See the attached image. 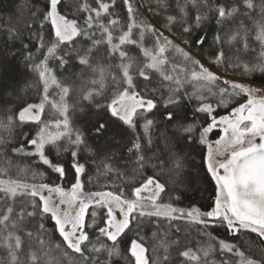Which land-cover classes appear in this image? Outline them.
Returning a JSON list of instances; mask_svg holds the SVG:
<instances>
[{"label":"snow or ice","instance_id":"snow-or-ice-1","mask_svg":"<svg viewBox=\"0 0 264 264\" xmlns=\"http://www.w3.org/2000/svg\"><path fill=\"white\" fill-rule=\"evenodd\" d=\"M64 7V0H47L40 13L39 29L45 22L52 28L47 41L41 31L25 42L17 29H6L9 40L20 41L9 54L35 74L17 98L35 88L38 102L20 99L5 108L0 159L5 165L10 156L33 159L60 181L71 173L72 183L66 190L0 179V249L6 253L0 264H64L69 253L77 258L73 264H264V249L253 258L225 240L215 247L182 244V229L173 224H195L210 240L209 229L224 227L234 238L254 233L264 243V84L220 74L264 73V0H182L171 10L168 0L143 8L142 0H81L79 16L71 19ZM146 12L155 22L143 18ZM210 20L217 26L211 42ZM250 38L259 42L255 62L241 59L254 51ZM173 52L184 68L170 60ZM186 81L210 86L208 94L187 92ZM238 96L246 101L230 107ZM46 106L59 118L44 120ZM85 108L94 115L84 127L74 126L70 109L87 116ZM26 125L38 130L32 135L23 131ZM193 154L215 186L207 210L177 206L184 195L180 177L195 165ZM90 170L115 177L106 185L115 190L85 193ZM0 175L7 176L6 167Z\"/></svg>","mask_w":264,"mask_h":264},{"label":"trees","instance_id":"trees-1","mask_svg":"<svg viewBox=\"0 0 264 264\" xmlns=\"http://www.w3.org/2000/svg\"><path fill=\"white\" fill-rule=\"evenodd\" d=\"M91 3V0H88ZM155 5L156 0H142V8L147 7L149 3ZM170 4V10L176 8L177 3L182 2V0H168ZM47 0H0V119H3L6 107H15L16 104L20 102V99L28 100L29 102H38V92L35 88H25L19 93V98H17L18 88H23L24 81H33L35 79L34 73H29L25 70L23 61L19 56L15 58L9 54V50L15 51L20 46V41L15 42L8 39L6 29L14 28L17 29L23 36L24 41L37 31H41L45 37V40L49 38L52 34L51 25L48 22L44 23L43 29H39V24L41 21L40 13L45 11ZM65 7L62 9L69 18L79 16L77 11L78 6L81 4V0H64ZM118 14L123 17L124 10L122 8L116 9ZM35 13V15H33ZM143 18H147L149 21L155 22L150 13H145ZM124 23L125 21H121ZM247 23V21H245ZM224 30L227 31L230 25L225 24ZM206 31L209 35V41L211 42V36L217 29L214 20H210L205 25ZM167 34V33H166ZM223 34V33H222ZM150 46V43L148 44ZM250 47L254 49L250 53H247L241 57L243 61L255 62L256 57L259 55L260 47L259 42H255L254 38H250ZM226 52H231L230 46H225ZM207 51V49L205 50ZM194 54L199 56L200 49H194ZM170 60L181 69L185 67L184 59L179 55V53H171ZM221 75L229 77L231 80L235 81H246L248 83H258L264 84V73L255 72L250 75H243L240 70L229 71L228 73L220 72ZM181 78H183V73H181ZM217 87H223L222 83H217ZM210 86L198 82L186 81L183 85V89L187 92H193L194 90H199L202 94H208V88ZM215 91V88H213ZM212 101L217 99V97H211ZM79 100V97H69L68 103L72 105ZM246 101L245 96L235 97L230 104V107L236 106L238 103H243ZM7 102V104L5 103ZM189 108L193 107V104L188 105ZM227 110H218L219 114H225ZM85 113H80L79 111L73 112L71 109L68 113L69 119L72 121L73 125L76 127H84L85 120L90 116L94 115V109L89 112L85 108ZM59 116L54 109H50L46 106L43 119L46 121L58 119ZM38 130L35 125H26L23 131L28 132L32 135ZM0 134L7 135L2 129H0ZM218 133L214 132L212 138L215 139ZM11 163L10 165H5L3 160L0 159V167L7 168V176L0 175V179H19L26 183H49L51 185L61 184L66 190L70 187L72 183L71 173L63 181L58 180L57 175L51 170L44 167H37L33 159L29 158H17L15 156L9 157ZM64 159H67L65 156ZM193 159L195 160V165H189L186 168V172L180 177L183 181L180 184L181 190L184 195L177 206L187 208L190 206H198L202 210H207L210 205L214 202L215 196V186L213 182L207 177V174L200 167L201 157L198 154H193ZM33 173H42V175H37L33 179ZM92 182L85 183L84 191L87 193L89 191H109L115 190V186L106 187V185H112L115 177L109 178L106 174L96 173L94 170H90ZM168 179V177H165ZM118 183V182H117ZM169 184L172 185V181L169 180ZM167 202V198H165ZM19 203V201H18ZM2 207V205H0ZM91 211V210H90ZM174 226H178L182 229L180 235L182 244H187L193 248L199 247L201 245L207 246L208 243H212L213 246L220 240H225L230 243H236L238 246H242L241 250H245L246 254L257 258L259 256L260 249H264V243L256 237L254 233H242L239 238H234L231 233L225 230L224 227H217L209 229L211 235L214 239L210 240L208 237L203 236L200 233L197 225L188 222L174 221ZM51 231V223L46 225ZM154 230V229H152ZM151 232L149 231V235ZM54 240H58V237H52ZM27 243H34L26 241ZM6 253L3 249H0V260L5 257ZM54 255L59 256V253H54ZM172 256L176 259V253L173 250ZM77 259L71 253L68 257L64 258V264H73V261ZM178 264V261H177Z\"/></svg>","mask_w":264,"mask_h":264},{"label":"rangeland","instance_id":"rangeland-1","mask_svg":"<svg viewBox=\"0 0 264 264\" xmlns=\"http://www.w3.org/2000/svg\"><path fill=\"white\" fill-rule=\"evenodd\" d=\"M213 71H216V69L215 68H213L212 69ZM239 82V81H238ZM250 84H252L253 86H259V85H261V84H258V83H250ZM86 193V192H85ZM54 198L55 199H58V196L57 195H54Z\"/></svg>","mask_w":264,"mask_h":264},{"label":"water","instance_id":"water-1","mask_svg":"<svg viewBox=\"0 0 264 264\" xmlns=\"http://www.w3.org/2000/svg\"><path fill=\"white\" fill-rule=\"evenodd\" d=\"M225 78L230 79L229 77H225Z\"/></svg>","mask_w":264,"mask_h":264}]
</instances>
